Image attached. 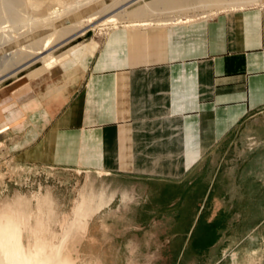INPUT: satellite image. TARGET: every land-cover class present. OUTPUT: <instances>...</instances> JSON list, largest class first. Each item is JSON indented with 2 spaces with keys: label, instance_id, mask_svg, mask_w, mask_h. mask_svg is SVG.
Segmentation results:
<instances>
[{
  "label": "crops",
  "instance_id": "crops-1",
  "mask_svg": "<svg viewBox=\"0 0 264 264\" xmlns=\"http://www.w3.org/2000/svg\"><path fill=\"white\" fill-rule=\"evenodd\" d=\"M63 101L0 136L16 162L167 186L264 112V6L105 36ZM42 94V95H41ZM24 112V113H23ZM130 184V183H129Z\"/></svg>",
  "mask_w": 264,
  "mask_h": 264
},
{
  "label": "rangeland",
  "instance_id": "rangeland-1",
  "mask_svg": "<svg viewBox=\"0 0 264 264\" xmlns=\"http://www.w3.org/2000/svg\"><path fill=\"white\" fill-rule=\"evenodd\" d=\"M130 1L118 4L114 10L125 6L118 11H130L155 0L126 5ZM230 11L232 9L218 14ZM114 14L93 17L92 22L53 42L49 52L52 51L54 57L65 53L69 56L61 67L53 69L52 76L41 80L29 79L28 75L40 69L42 63L26 66L29 63L26 60L12 65L11 49L6 47L5 41H0L5 43H0V89L9 91L21 79L17 97L5 95L3 97L7 98L0 100V127L6 125L13 129L21 124L26 114L19 118L18 112L13 111L33 108L35 92L47 91L43 96L53 94L57 101H63L73 87L72 78H82L87 62L102 39L119 28L125 31L130 28L129 23L120 20L114 25H104V19ZM66 15L61 8L49 12L52 19H65ZM159 15L153 19L173 20L167 27L181 25L175 21L182 16L171 15V12ZM91 44H95L94 49H90ZM75 48L77 51L71 54L70 50ZM28 83L31 88L22 91ZM4 147L0 141V207L21 201V207L32 212H36L39 205L42 209L52 205L54 212L49 227L36 224L35 229L42 232L31 237L23 235L24 244H30L32 239L49 243L45 240L48 234L52 240L53 236L63 234L60 228L68 231L73 219L82 212L81 197L92 194L95 211L84 214L81 236L75 238L67 232L82 262L264 264V112L249 117L189 178L169 182L167 186L116 180V176L102 173L29 166L16 162L2 150ZM45 197L49 198L48 204Z\"/></svg>",
  "mask_w": 264,
  "mask_h": 264
},
{
  "label": "bare ground",
  "instance_id": "bare-ground-1",
  "mask_svg": "<svg viewBox=\"0 0 264 264\" xmlns=\"http://www.w3.org/2000/svg\"><path fill=\"white\" fill-rule=\"evenodd\" d=\"M124 1L126 0H106L100 1L101 3L96 0H0V41H5L8 45L6 47L11 49L12 59H14L11 62L12 65H18L26 60L29 62L26 63V66L35 62L42 63L40 69L28 75L29 79L41 80L44 76H52L53 69L60 66L69 56L65 53L54 57L52 51L49 52L53 42L76 31L80 26L92 22L91 18L93 17L115 13L106 17L103 24L114 25L119 20L125 21L129 23L130 27L127 31L133 30L139 33L141 30L149 28L171 26L174 23L173 20L153 19L155 15L165 12L184 16L183 18L176 17L177 19L174 21L181 25H187L191 19L194 21L207 19L227 9L239 11L264 6V0H155L130 11H124L125 9L121 13L118 11H121L125 6L120 7L117 11L114 10L118 4ZM137 1L140 0H131L126 5L131 6ZM53 8H61L66 12L65 19L60 17V19H52L49 12ZM4 44L2 43V45ZM89 47L94 49L95 44H91ZM75 50L77 51L76 48L70 50L72 51L70 53H75ZM20 80L18 79L9 91L0 89V100L7 98L3 97L5 95L13 99L17 97L20 91L18 89ZM68 84L70 85V83ZM30 88L31 85L28 83L27 87L24 86L21 90L28 91ZM6 127V125L0 127V134L10 129L9 126ZM45 198V202L48 204L49 198ZM80 201L81 214L73 219L68 231L60 228L63 230L61 236H53L51 240V235L48 234L45 240H49V243L32 239L29 240L30 244L28 242L24 244L23 235L31 237L34 233L37 235L38 232H42V230L35 229L38 224L50 226V221L54 218V212L51 210L52 205L51 207L45 205L43 209L40 205L38 209L36 206V212L21 207V201L16 204L7 203L3 207L4 209L0 207V264H88L79 260L76 245L68 240L67 234L68 232L72 237H80L82 234L81 224L85 219L84 214L95 211L96 202L92 194L83 195ZM35 241L37 242L33 245L32 243Z\"/></svg>",
  "mask_w": 264,
  "mask_h": 264
}]
</instances>
